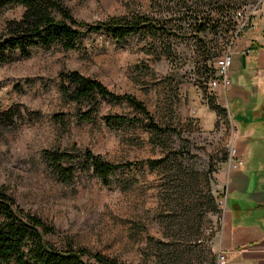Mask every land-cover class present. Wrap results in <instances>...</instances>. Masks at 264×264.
I'll list each match as a JSON object with an SVG mask.
<instances>
[{
	"label": "rangeland",
	"instance_id": "rangeland-1",
	"mask_svg": "<svg viewBox=\"0 0 264 264\" xmlns=\"http://www.w3.org/2000/svg\"><path fill=\"white\" fill-rule=\"evenodd\" d=\"M60 1L85 24L131 12L187 17L184 11L190 9L191 16L209 15L221 26L225 8H231L225 4L245 0ZM21 11L18 4L0 9V27ZM185 25L180 22L181 30ZM204 34L207 39L210 32ZM168 42L169 52L166 42L136 33L116 42L104 30L85 31L73 49L58 43L32 46L27 56L12 52L0 64V110L17 107L0 122V186L22 210L52 227L45 235L52 245L68 241L124 264H217L215 250L228 215L226 172L238 162L237 130L220 93L207 94L196 84L204 63L193 39L169 37ZM205 63L212 65V59ZM75 69L114 93L132 95L156 125L179 129L180 136L148 129L147 117L124 99L98 97L91 120L80 119L85 103L68 101L57 89L58 72ZM106 113H121L128 121L107 125ZM55 148H87L113 163L141 162L113 171L107 185L76 169V176L62 183L42 154ZM247 183L251 194L242 205L251 206L255 185ZM249 217L242 220L254 222L253 210ZM224 264L234 262L226 257Z\"/></svg>",
	"mask_w": 264,
	"mask_h": 264
},
{
	"label": "trees",
	"instance_id": "trees-1",
	"mask_svg": "<svg viewBox=\"0 0 264 264\" xmlns=\"http://www.w3.org/2000/svg\"><path fill=\"white\" fill-rule=\"evenodd\" d=\"M196 1L200 4L203 2L193 0V3ZM16 4L22 6L20 14L16 18L5 20L0 27V64L8 60L12 52L27 56L32 46L46 49L51 44L58 43L65 49H73L76 46L75 41L83 32L104 30L116 42L135 33L141 37L147 36L151 40L157 39L159 43L166 42L167 46L163 47L167 52L171 45V42L170 45L168 42L169 37L184 36L187 40L191 38L198 56L204 63L202 68H205L206 60H211L220 47L213 39L214 34L219 31L221 39H224V26L218 24L221 20L213 21L209 15L202 16V13L200 16L199 14L191 16L190 9L184 11L188 14L187 17L172 14L156 17L148 13L131 12L129 16L111 17L85 24L73 17L70 9L60 0H0V9ZM171 19L172 23L169 22ZM180 22L186 23L185 29H189L187 31L189 33H186L185 29L181 30ZM209 32L205 39L204 33ZM58 75L60 79L57 89L61 96L68 101L82 102L87 106L78 113L82 120H91V113L97 109L99 103L98 97L113 101L124 99L147 117L148 129L158 133L171 131L177 136L181 134L179 129L156 125L141 101L132 95L114 93L96 78L84 75L76 69L61 70ZM16 109L17 107H7L0 110V122L5 121V118L12 115ZM221 109L223 111V108ZM55 117L61 119L59 116ZM102 117L104 123L110 126L128 121V117L121 113H106ZM42 154L53 175L62 183L71 181L76 176L74 175L76 169L90 171L102 184L107 185L113 171L122 166L129 167L131 164L141 162L139 160L133 163L126 160L122 163H113L87 148L78 152L55 148ZM153 161L159 162L160 159ZM52 230V227L38 215L17 206L12 195L7 194L0 186V264H124L114 256H107L99 251L91 252L83 246L73 247L68 241L62 246L52 245L45 239V235L52 233Z\"/></svg>",
	"mask_w": 264,
	"mask_h": 264
},
{
	"label": "crops",
	"instance_id": "crops-1",
	"mask_svg": "<svg viewBox=\"0 0 264 264\" xmlns=\"http://www.w3.org/2000/svg\"><path fill=\"white\" fill-rule=\"evenodd\" d=\"M257 25L234 45L228 68L232 82L224 92H218L237 130L234 141L238 162L227 168L223 198H227L224 200L228 215L224 239L215 252L220 249L234 264H264V27ZM245 47L247 51L238 52ZM250 175L252 178L248 179ZM249 181L255 185L251 206L242 205L251 194ZM251 210L255 212L254 222L243 221Z\"/></svg>",
	"mask_w": 264,
	"mask_h": 264
},
{
	"label": "built area",
	"instance_id": "built-area-1",
	"mask_svg": "<svg viewBox=\"0 0 264 264\" xmlns=\"http://www.w3.org/2000/svg\"><path fill=\"white\" fill-rule=\"evenodd\" d=\"M223 20L224 39H221L219 31L213 38L220 45L218 52L212 58V65L206 63L205 68L199 69L200 73L196 84L206 90L207 94L225 91L229 83V66L232 60L234 45L238 39L245 35L247 30L254 29L259 25L264 27V0H245L241 3L229 6ZM226 9V10H227ZM219 38V39H218ZM248 47V46H247ZM247 47L238 52L247 51ZM217 264H224L226 256L220 249L215 252Z\"/></svg>",
	"mask_w": 264,
	"mask_h": 264
}]
</instances>
